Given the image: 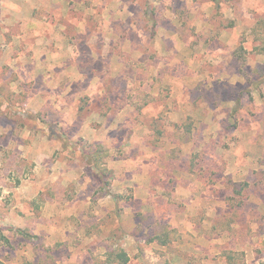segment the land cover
<instances>
[{"label": "rangeland", "instance_id": "1", "mask_svg": "<svg viewBox=\"0 0 264 264\" xmlns=\"http://www.w3.org/2000/svg\"><path fill=\"white\" fill-rule=\"evenodd\" d=\"M259 25L264 0H0V264H264Z\"/></svg>", "mask_w": 264, "mask_h": 264}, {"label": "trees", "instance_id": "2", "mask_svg": "<svg viewBox=\"0 0 264 264\" xmlns=\"http://www.w3.org/2000/svg\"><path fill=\"white\" fill-rule=\"evenodd\" d=\"M253 34L256 35L257 40H260L261 42L264 41V30H263V28H261L260 25L254 28ZM263 46H264V43L260 47H263ZM105 155H107V154L105 153ZM86 158L88 160L90 159V162L93 164V168L95 170L94 179L96 181L101 182L103 177H105V176L108 177V175H110L112 173L110 170L108 171V169H106L105 167H100L99 165H96V162H98V159H100V151L93 152V154L88 155ZM18 232L20 233V236L24 240L28 239V238L31 239L34 237L31 234H28L24 231H22V232L18 231ZM0 239L3 240L6 244H9V241L1 234H0ZM128 261H129V259H128L127 255L122 250L107 253L106 262H108L110 264H115V263L116 264H127Z\"/></svg>", "mask_w": 264, "mask_h": 264}]
</instances>
